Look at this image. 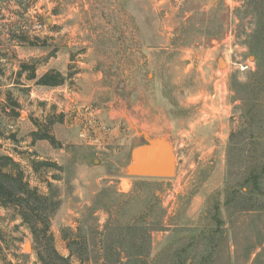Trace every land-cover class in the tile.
<instances>
[{
    "label": "rangeland",
    "instance_id": "rangeland-1",
    "mask_svg": "<svg viewBox=\"0 0 264 264\" xmlns=\"http://www.w3.org/2000/svg\"><path fill=\"white\" fill-rule=\"evenodd\" d=\"M144 134L173 179L127 175ZM0 155L55 197L73 264H264V0H0ZM39 253L0 209V264Z\"/></svg>",
    "mask_w": 264,
    "mask_h": 264
},
{
    "label": "trees",
    "instance_id": "trees-1",
    "mask_svg": "<svg viewBox=\"0 0 264 264\" xmlns=\"http://www.w3.org/2000/svg\"><path fill=\"white\" fill-rule=\"evenodd\" d=\"M29 80L37 81L39 86L51 88L63 86L66 82V79L56 72L47 73L38 79L34 70ZM50 126L51 124L39 127L38 131L32 134L34 143L48 141L52 145L56 144L55 138L50 133ZM31 166L35 173H38L42 167H57V165L49 162H33ZM257 184L255 182V186ZM47 185L49 189H52L50 181H47ZM0 209L14 212L15 216L21 220V226L27 227L37 244L44 247L47 253L46 256L42 253L38 255L43 264H54L55 261L62 264H73L72 258L75 253L72 251V246L75 244L74 241L71 243L70 239H66L69 243L68 248L71 251L69 257L62 256L54 246L51 220L57 211L55 197L42 194L37 187H32L20 163L9 155H0ZM219 225H221L220 222ZM197 240L198 237L192 241L194 243ZM187 252V249L180 251V256L176 258L178 260L177 264H188L189 256L186 259L183 258L184 255L188 254ZM79 260L81 264H84L85 260L81 255Z\"/></svg>",
    "mask_w": 264,
    "mask_h": 264
},
{
    "label": "water",
    "instance_id": "water-1",
    "mask_svg": "<svg viewBox=\"0 0 264 264\" xmlns=\"http://www.w3.org/2000/svg\"><path fill=\"white\" fill-rule=\"evenodd\" d=\"M51 19L47 23H51ZM224 63H220L223 67ZM146 143L135 148L127 175L134 178L173 179L177 169V158L166 138L150 139L144 134ZM30 249V246L27 247Z\"/></svg>",
    "mask_w": 264,
    "mask_h": 264
},
{
    "label": "crops",
    "instance_id": "crops-1",
    "mask_svg": "<svg viewBox=\"0 0 264 264\" xmlns=\"http://www.w3.org/2000/svg\"><path fill=\"white\" fill-rule=\"evenodd\" d=\"M65 251H66V253L64 254V253H60L62 256H64V257H69L70 256V251L68 250V249H66L65 248Z\"/></svg>",
    "mask_w": 264,
    "mask_h": 264
}]
</instances>
